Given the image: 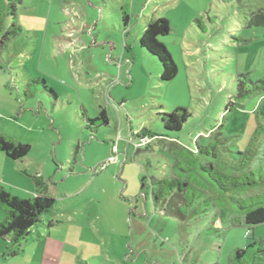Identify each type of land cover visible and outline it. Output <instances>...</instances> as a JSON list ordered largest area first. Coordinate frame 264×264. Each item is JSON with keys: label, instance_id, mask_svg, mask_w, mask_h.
<instances>
[{"label": "rangeland", "instance_id": "obj_1", "mask_svg": "<svg viewBox=\"0 0 264 264\" xmlns=\"http://www.w3.org/2000/svg\"><path fill=\"white\" fill-rule=\"evenodd\" d=\"M257 7L225 0H22L17 7L22 35L0 48V96L17 112L10 116L7 109L0 127L31 142L24 158L28 173L37 163L44 179L51 178L47 186L55 211L74 208L81 226L95 222L98 242L87 230L84 243L78 242L82 261L141 264L135 258L142 257L144 264H231L237 249L264 239V223L245 225L231 206L218 224L207 217L178 220L156 212L150 194L151 178L171 168L164 136L193 146L195 140L213 141L214 130L228 138L234 153L246 151L264 97L253 95L240 105L237 85L245 76L252 82L264 79V28L246 27ZM156 18L166 19L171 29L157 39L177 67L168 82L160 81L157 58L139 44L145 24ZM32 78L45 81L56 98ZM228 103L234 105L225 111ZM101 107L110 124L91 134L82 110L93 120ZM176 107L191 117L179 133L165 131L158 114ZM143 130L156 136L147 151L136 150ZM109 138L116 140L119 160L116 154L115 163L94 176L91 170L104 161L101 157L110 156ZM3 175L10 185L32 184L20 175L19 182L12 170ZM240 192L241 187L229 194ZM49 219L41 216L34 230ZM31 252L24 262L31 261Z\"/></svg>", "mask_w": 264, "mask_h": 264}, {"label": "trees", "instance_id": "obj_2", "mask_svg": "<svg viewBox=\"0 0 264 264\" xmlns=\"http://www.w3.org/2000/svg\"><path fill=\"white\" fill-rule=\"evenodd\" d=\"M225 1L258 3L259 7L249 14L246 27L264 28V0ZM21 3L22 0H0V48L22 35L17 15V7ZM123 22L126 27L127 14L124 15ZM170 30L166 19H151L145 24L139 39L140 47L159 61L161 82L171 81L177 74V67L169 52L157 40L158 37L168 35ZM245 77L244 81H239L237 85V100L240 105L253 95L264 97V79L252 82ZM31 81L40 82L43 89L56 98L45 81L33 78ZM247 83L250 87L245 86ZM232 105L234 104H226L225 111H230ZM158 115L163 129L172 133H179L191 117L190 112L183 107H176L171 113ZM255 115L257 127L245 152L231 151L228 138L214 130L209 133L213 141L203 144L195 140L193 146L182 145L177 138L164 136L166 140L162 141L169 147L164 151L168 152L172 162L167 175L151 178L150 194L155 211L178 220L196 221L207 217L211 223H220L221 217L231 206L242 213L245 225L254 227L264 223V98L258 104ZM82 117L85 129L91 134L95 128L109 125L108 114L104 108L100 109L93 120L87 117L84 110ZM137 136H146L148 142L136 150H150L151 140L156 136L145 130ZM30 151L28 144L15 142L0 135V152L11 160H22ZM198 155L202 157L200 162ZM32 179L37 196L30 199L14 197L0 186V208L5 215L4 220L0 222V239L9 242L6 253L8 257L21 253L30 229L39 223L41 216H52L55 213L56 199L47 194V182L38 176ZM240 187L242 193L229 194ZM222 193L226 194L225 200L229 206L224 203ZM50 225L51 222L48 227ZM247 232L246 237L250 234ZM210 233L220 239L223 237L216 229H210ZM231 264H264V239L254 240L244 249H237L232 255Z\"/></svg>", "mask_w": 264, "mask_h": 264}, {"label": "crops", "instance_id": "obj_3", "mask_svg": "<svg viewBox=\"0 0 264 264\" xmlns=\"http://www.w3.org/2000/svg\"><path fill=\"white\" fill-rule=\"evenodd\" d=\"M0 69L3 70V67L0 66ZM3 79L6 80L5 77ZM3 84L4 81L2 83V86ZM7 109H11L10 114L12 115L10 116H14L15 112H17V109L14 106L10 107V102L5 99V96L4 97L0 96V116H4L5 114H8L6 112ZM100 109L98 110L96 116L98 115ZM109 124H110V120H109ZM0 135L15 142H19L23 144L31 143L22 138L12 137L11 135L6 134L5 132H3L1 127H0ZM91 140L92 137H90L88 142H90ZM115 141L116 140L109 138V142L111 144L109 153L110 156H112L115 152L114 155L117 154L119 160L120 152L118 150V147L116 148ZM109 157L108 156L106 157L104 155L103 157H101L100 161L105 160ZM7 159L10 158H8L6 155L5 156L0 155V186L4 187L6 191L14 197L20 199H30L34 196H37L35 185L32 179L34 176L41 177L46 182L47 180L49 181L51 180V178H48L47 180L44 179V176L41 174L42 167L37 163L33 164V166L31 167L33 171L30 174L28 173V168L30 167L29 166L30 163L26 162L27 160L22 159L15 161L10 159L9 161L11 162H9ZM125 160H127L126 157ZM63 167L64 166H61L60 169L61 170L64 169ZM122 167L123 164H121V168ZM5 170H7L8 172L9 170H12V173H15V177H17L16 179L19 182H21V180L19 179L18 175H20L21 177L23 176L28 178L32 184H29L30 182L29 183L23 182L20 183L23 184L22 187H20V185H10V183H8V181L3 175V171ZM55 171H57V169H55ZM47 194L52 196L49 190H47ZM77 214H78L77 210L74 208L71 210L70 209H65V210L62 209L60 211L56 210L55 213L52 216H50L47 226L44 225L39 226L35 228L36 230H34V228L30 229L29 235L22 246L23 248L21 253H19L15 257L6 256L7 248L9 247V242L7 240L0 239V264H16L18 263L19 259H22L23 264H62V263L80 264L81 262L83 264H87L86 263L87 261L85 262L82 261L83 251H79V246L77 247V245H79L78 242L84 243L83 231L87 230L91 238L90 240H92L94 243H97L98 242L97 236L99 235V231H97L96 229L97 226L95 225V222L94 223L92 222L93 220L89 221L91 225H87V227L81 226L76 220ZM4 217H5L4 212L0 208V222L4 220ZM49 222H51V225L48 227ZM136 225L137 228H139L140 221L136 222ZM33 230L35 232H32ZM84 246L87 249L91 248L89 247L88 244H84ZM29 250L32 251L31 252L32 258L30 262L26 263L24 262V259L26 257V253L29 252ZM91 259L94 260L97 259V257L91 256ZM136 261L141 264H144L142 257H138V258L136 257L135 262ZM99 262L101 264L104 263L114 264L113 262L107 260H104V263L103 261L102 262L99 261ZM156 262L157 261H155L154 264H156Z\"/></svg>", "mask_w": 264, "mask_h": 264}, {"label": "built area", "instance_id": "obj_4", "mask_svg": "<svg viewBox=\"0 0 264 264\" xmlns=\"http://www.w3.org/2000/svg\"><path fill=\"white\" fill-rule=\"evenodd\" d=\"M139 142L136 143V148L142 147L143 145H145L148 142V138L146 136L144 137H140ZM116 161V155H112L109 158H107L106 160H104L103 162H101L100 164H98L94 169H92V174L96 175L98 173H100L101 171L105 170L109 165H111L112 163H115ZM218 223V221L216 222V224ZM248 232H246L245 235H247Z\"/></svg>", "mask_w": 264, "mask_h": 264}]
</instances>
